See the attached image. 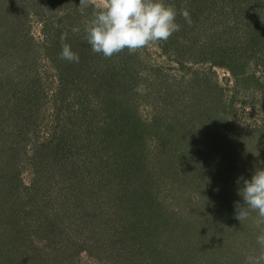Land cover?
I'll return each mask as SVG.
<instances>
[{"label": "trees", "instance_id": "1", "mask_svg": "<svg viewBox=\"0 0 264 264\" xmlns=\"http://www.w3.org/2000/svg\"><path fill=\"white\" fill-rule=\"evenodd\" d=\"M165 3L175 7L180 25L166 40L171 56L179 59L183 50L199 63L235 73L244 67V59L248 63L264 53V0ZM79 5L80 0H0V247L20 245L26 255L36 252L35 240L40 238L62 249L66 264L74 254L101 248L115 264H166L161 249L170 243V234L156 236L166 235L163 224L169 227L171 213L155 194L163 181L159 173L167 172L172 182L183 185L199 181L205 191L187 185L208 201L214 167L224 163L221 169H229L239 155L237 173L249 179L264 155L243 130L229 122L214 124V107L200 108L198 119L164 113L150 124L141 121L137 97L142 78L132 61L135 51L124 49L111 57L94 53L84 26L96 8L89 2L81 15ZM30 9L44 22V49L57 73L53 94L43 82L28 37ZM185 9L191 23L180 15ZM202 27L218 39L202 41L193 35ZM62 37L78 53V63L61 59ZM198 43L206 44L198 49ZM48 103L53 128L42 117ZM151 138L156 142L153 150ZM229 139L242 152L230 149L227 143H235ZM26 163L36 180L31 186L21 179ZM85 217H96L99 229L86 232L82 223L76 224ZM93 238L100 239L88 244ZM176 243L182 247V261L173 264H241L205 241L191 249L197 262H190L193 252L188 253L180 238Z\"/></svg>", "mask_w": 264, "mask_h": 264}, {"label": "rangeland", "instance_id": "2", "mask_svg": "<svg viewBox=\"0 0 264 264\" xmlns=\"http://www.w3.org/2000/svg\"><path fill=\"white\" fill-rule=\"evenodd\" d=\"M89 2L99 9L106 0H89ZM30 11L27 24L31 36L28 35V37L33 39L43 82L47 91L53 94L57 89L58 81L54 64L47 58L44 49L46 40L43 34L44 22L34 14L36 11L32 12L31 9ZM193 35H199L202 41L214 42L218 39L210 28L202 27L201 33ZM204 44L206 43H198L197 48L200 49L199 47ZM166 45H168L166 40L148 44L136 50L132 57L134 65L137 64V67H140L142 78L137 97V110L141 121L150 124L164 113L170 116H182V118L190 115L198 119L200 108L214 107L216 110L215 117L212 119L214 124L217 121L229 122L234 129L243 130L242 133L245 138L248 137V142L252 138L256 139L259 143L256 151L264 155V53L259 57L260 59L256 58L248 63H245L244 59L241 64L244 67L232 73L229 68L209 62L199 63L200 61L196 58H188L183 50L181 53L183 57L180 56L177 59L167 52ZM1 71L3 72L2 67ZM44 108H47L48 112L42 117L50 122L52 124L50 128H53L50 117L52 105L48 103ZM257 129L259 132H254ZM229 140L235 143V139ZM149 141L153 150L156 142L152 138ZM227 144L230 149H234V152H242L236 143ZM30 147L32 148V145ZM32 155L33 152L30 149L28 157L32 158ZM241 158L237 155L229 169H221L224 163L221 165L219 163L213 169L214 175L206 170L213 176L211 180L213 185L210 186L213 189V195L208 201L205 195L202 196L199 191L187 185L190 183L197 189L202 187L205 191V186L199 181H195L194 184L188 180L183 185L174 180L172 182L167 172L159 173L163 181L159 183L155 194L157 193L159 200L169 206L171 213L170 222H167L169 227L163 224L164 231L167 230L166 235L156 236L157 239H162L170 234V243L167 244L163 240L165 244L161 249L166 256V264H173L177 262V259H182L178 257V251L180 252L182 247L176 243L179 238L185 242L188 253L193 252L190 255L192 257L190 262L193 260L197 262L193 258L196 251L191 249L199 244L198 242L205 241L210 247H214L216 243L220 253L228 254L231 258L233 257V260L235 257L241 264H264V245L257 242V237L264 235V223H257L258 214L255 211H251L249 217L241 222L236 218L234 205L236 202L243 204V199L238 194V189L243 184L236 183L240 177L237 169L242 166ZM261 167H264V160L261 162ZM21 174V179L26 186L34 185L36 180L30 165L26 163L22 166ZM243 174L247 178L245 170ZM252 174L251 171L249 179ZM228 188H231L230 191L227 190ZM37 207L41 208V205L38 204ZM38 208L35 210L38 211ZM96 219V217H85L76 224L82 223L86 232L91 227L92 230H96L99 229ZM230 226H232L231 232L227 230ZM201 237L205 239L200 240ZM99 239L93 238L91 241L88 239L87 242L89 244ZM50 242V240L43 241L37 238L34 244L36 252L26 255H22L25 253L22 248L25 247L20 245L17 248L0 247V264H66L62 249L58 246L50 247ZM103 250L101 248V251L96 249V251L74 254L67 264H115L103 255ZM251 256L254 263L251 262Z\"/></svg>", "mask_w": 264, "mask_h": 264}, {"label": "clouds", "instance_id": "3", "mask_svg": "<svg viewBox=\"0 0 264 264\" xmlns=\"http://www.w3.org/2000/svg\"><path fill=\"white\" fill-rule=\"evenodd\" d=\"M89 7V0H80L78 10L81 15ZM180 15L191 23L188 11L181 10ZM177 11L165 0H106L104 5L95 9L84 26L87 43L94 53L111 57L127 49L134 52L148 44L167 40L179 31L176 22ZM62 37L61 59L78 63V53L71 45L64 43ZM243 184L238 194L243 204L236 202V218L241 222L249 217L251 211L258 214L257 223H264V167H257L250 179L239 177L236 183ZM264 245V235L257 237Z\"/></svg>", "mask_w": 264, "mask_h": 264}]
</instances>
